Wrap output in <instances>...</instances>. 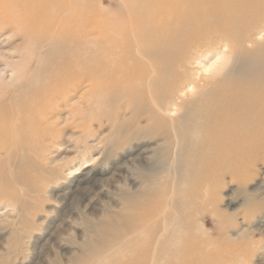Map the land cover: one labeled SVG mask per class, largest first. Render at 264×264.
<instances>
[{
	"label": "bare ground",
	"instance_id": "1",
	"mask_svg": "<svg viewBox=\"0 0 264 264\" xmlns=\"http://www.w3.org/2000/svg\"><path fill=\"white\" fill-rule=\"evenodd\" d=\"M98 5L0 0V37L12 32L25 44L13 83L0 82V153L24 157L51 138L62 107L86 119L83 105L101 98L100 119L113 115L108 105L129 115L119 133L163 143L155 156L168 174L129 196L133 211L116 218L130 225L108 230L119 238L134 233L122 264H251L264 254L260 229L212 238L195 220L210 209L225 218L210 196L211 180L241 181L264 160V0ZM160 187L169 201H155ZM246 202L257 206L242 214L244 222L264 216V200Z\"/></svg>",
	"mask_w": 264,
	"mask_h": 264
},
{
	"label": "rangeland",
	"instance_id": "2",
	"mask_svg": "<svg viewBox=\"0 0 264 264\" xmlns=\"http://www.w3.org/2000/svg\"><path fill=\"white\" fill-rule=\"evenodd\" d=\"M98 1L91 3L99 6ZM11 37L8 31L0 37V82L5 85L13 83L25 55L22 37ZM91 101L83 105L86 119L73 118L70 105L62 107L48 142L25 150L27 162L22 156L0 153V264H122L123 258L132 256L129 244L134 233L119 238L108 230L130 225L127 217L116 218L133 211L129 196L144 191L149 178L168 176L155 156L163 143L134 130L119 133L118 126L128 122L129 115L108 105L113 115L100 119L105 111L101 98ZM78 102L76 97L71 105ZM22 168L26 173H20ZM252 168L241 181L233 182L230 176L210 181V196L226 219L220 225L222 219L214 216L213 209L199 214L195 223L202 233L217 238L258 228L256 239L264 241V216L251 222L242 217L257 206L253 201L248 204V198L264 200V160ZM239 184L246 185L247 194ZM260 185L263 190L257 193ZM159 190L164 196L155 201H169V194ZM110 219L112 224L106 226ZM258 254L252 263L264 264V254Z\"/></svg>",
	"mask_w": 264,
	"mask_h": 264
}]
</instances>
